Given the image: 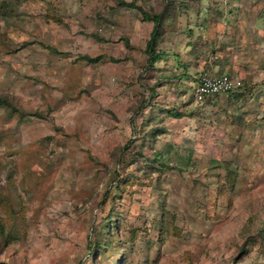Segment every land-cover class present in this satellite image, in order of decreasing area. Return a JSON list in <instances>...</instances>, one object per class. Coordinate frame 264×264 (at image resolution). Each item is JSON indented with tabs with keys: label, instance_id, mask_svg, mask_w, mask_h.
Instances as JSON below:
<instances>
[{
	"label": "rangeland",
	"instance_id": "obj_1",
	"mask_svg": "<svg viewBox=\"0 0 264 264\" xmlns=\"http://www.w3.org/2000/svg\"><path fill=\"white\" fill-rule=\"evenodd\" d=\"M152 28L116 0H0V264H264V64L197 103L180 44L146 69Z\"/></svg>",
	"mask_w": 264,
	"mask_h": 264
},
{
	"label": "crops",
	"instance_id": "obj_2",
	"mask_svg": "<svg viewBox=\"0 0 264 264\" xmlns=\"http://www.w3.org/2000/svg\"><path fill=\"white\" fill-rule=\"evenodd\" d=\"M203 1L202 6L193 1L192 6L174 9L165 21L161 49L169 54L180 44L188 60L196 57L206 72L230 76L238 72L242 83L255 85L250 72L264 64V0ZM206 44L214 50L210 61L203 59L209 49Z\"/></svg>",
	"mask_w": 264,
	"mask_h": 264
},
{
	"label": "trees",
	"instance_id": "obj_3",
	"mask_svg": "<svg viewBox=\"0 0 264 264\" xmlns=\"http://www.w3.org/2000/svg\"><path fill=\"white\" fill-rule=\"evenodd\" d=\"M118 2V4L121 7H125L128 9H136L138 10L141 15H142V20L144 22H149L153 24V28L150 34V38L146 44V49H145V54L147 55L148 59H147V66L146 69L152 68L154 67L155 64H157L158 62L162 61V59L167 58L169 55L166 54L162 49H161V43L163 42V38L165 36L166 33V26H165V21L168 18L169 15L174 14V9H165L161 12L158 13H152V12H148L146 11L143 7H141L140 5L137 4L136 1H125V0H116ZM181 5H177L176 8H179ZM161 49V51H160ZM179 56H177L178 58ZM89 62H95L96 59H92L90 57L86 58ZM197 62V61H196ZM185 68H187V66H184ZM204 73V72H203ZM203 75V74H202ZM201 75V76H202ZM241 87H243V83L239 88H236L235 90L231 91L229 94L234 93L236 90L240 89ZM221 96V95H220ZM235 96V97H234ZM218 96H214L211 98L206 99L204 102L205 103L207 101L212 100L213 98H216ZM233 98V100H242L243 98L241 97V93L238 92L237 94H234L231 96ZM193 98L195 100L194 94H193ZM196 102V100H195ZM198 103V102H197ZM145 106H149L150 104H141V106L139 107V109H143ZM0 106H4L8 109H11L13 111H18V109L11 104V102L7 99V98H2L0 97ZM170 115L175 116V117H179L180 114L176 113V112H172L169 111L168 112ZM243 252L245 251V248L242 250Z\"/></svg>",
	"mask_w": 264,
	"mask_h": 264
},
{
	"label": "built area",
	"instance_id": "obj_4",
	"mask_svg": "<svg viewBox=\"0 0 264 264\" xmlns=\"http://www.w3.org/2000/svg\"><path fill=\"white\" fill-rule=\"evenodd\" d=\"M241 85V81H234L230 75H215L204 72L199 83L195 87L194 97L196 102L202 103L208 98L229 94Z\"/></svg>",
	"mask_w": 264,
	"mask_h": 264
}]
</instances>
